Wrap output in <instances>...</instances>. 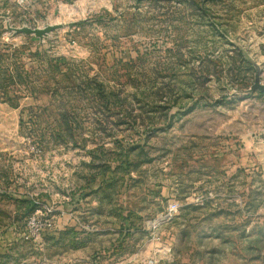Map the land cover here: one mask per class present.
I'll use <instances>...</instances> for the list:
<instances>
[{
    "label": "rangeland",
    "instance_id": "1",
    "mask_svg": "<svg viewBox=\"0 0 264 264\" xmlns=\"http://www.w3.org/2000/svg\"><path fill=\"white\" fill-rule=\"evenodd\" d=\"M257 80L264 0H0V264H264Z\"/></svg>",
    "mask_w": 264,
    "mask_h": 264
},
{
    "label": "water",
    "instance_id": "2",
    "mask_svg": "<svg viewBox=\"0 0 264 264\" xmlns=\"http://www.w3.org/2000/svg\"><path fill=\"white\" fill-rule=\"evenodd\" d=\"M6 30L9 32H12L15 36L17 35H26V36H34L37 38L40 42H43L44 38L51 35L53 32L58 31L62 29L63 27L61 25H55V26H47L44 29H31L28 27H23L21 29H15L11 27L10 23L5 24ZM254 91H259L260 93H264V84H262L259 80L256 81V83L253 85L249 93H252Z\"/></svg>",
    "mask_w": 264,
    "mask_h": 264
},
{
    "label": "built area",
    "instance_id": "3",
    "mask_svg": "<svg viewBox=\"0 0 264 264\" xmlns=\"http://www.w3.org/2000/svg\"><path fill=\"white\" fill-rule=\"evenodd\" d=\"M177 212H178V205L175 203L171 204L167 212V217L170 219H173L175 215L177 214Z\"/></svg>",
    "mask_w": 264,
    "mask_h": 264
}]
</instances>
